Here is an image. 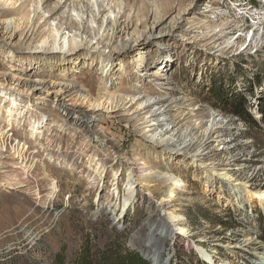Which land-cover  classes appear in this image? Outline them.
<instances>
[{"label":"rangeland","instance_id":"374dc122","mask_svg":"<svg viewBox=\"0 0 264 264\" xmlns=\"http://www.w3.org/2000/svg\"><path fill=\"white\" fill-rule=\"evenodd\" d=\"M31 1L22 16L32 15L41 2L37 21L44 32L52 21L71 13L84 27L91 26L95 10L106 4V0ZM20 3L0 0V21L13 18L1 14L16 12ZM112 6L138 30L130 31L137 39L133 48L120 42L118 48L101 49L100 55L77 50L75 57L34 46L27 50L17 42L0 40V123L4 128L0 182L12 185L0 187V264H56L59 253L64 264H70L84 238L100 249L117 240L154 264H252L255 247L264 246V234L239 225L232 210H238L239 204L237 208L233 200L243 192L244 202L258 212L261 206L264 212L254 196L261 194L232 185L229 180L236 178V172L229 168L225 169L229 180L218 174L224 169V147L231 148V143L237 149L230 168L240 170L243 164L250 170L264 164V128L247 126L243 131L244 126L214 107L207 89L219 87L225 101L249 94L253 102L247 108L261 106L264 0H114ZM208 6L219 11L210 12ZM186 12L193 25L177 22ZM256 16L263 22L257 34ZM154 20L164 21V29L149 30ZM224 24L228 25L225 30ZM37 36L46 37L40 32ZM230 37H240L246 44L227 48L224 42ZM58 61L61 64L54 63ZM157 72L162 76H151ZM20 78H28L32 85L14 86ZM65 78L94 101H117L134 94L156 98L166 113L155 128L167 131L174 145L155 146L141 139L123 118L92 111L79 101L75 104L79 112L73 113L69 99L54 101L49 92L33 86ZM212 118L216 132L208 139ZM198 150L200 156L191 158ZM203 150H213V158H205ZM15 151L24 154L28 170L20 168L24 164ZM246 156L256 157L247 164L242 160ZM130 172L140 181L124 205V184ZM158 173L172 174L185 183L177 200L170 198ZM227 187L238 192L226 193ZM256 188L261 191L264 186ZM170 214L180 221L177 226L169 221ZM232 217L238 221L235 227ZM242 240L253 244L241 250L236 245Z\"/></svg>","mask_w":264,"mask_h":264},{"label":"bare ground","instance_id":"6f19581e","mask_svg":"<svg viewBox=\"0 0 264 264\" xmlns=\"http://www.w3.org/2000/svg\"><path fill=\"white\" fill-rule=\"evenodd\" d=\"M113 1L114 0H111L110 4L108 3L109 0H106L105 5L98 7L95 10L91 26L84 27L82 24V20H78L77 16L72 15L71 13L68 14V17H66V19H59L55 23L54 21H52V24L45 30L46 32H44L40 31V25L37 21V12L41 10L42 3L39 2L38 4H36V7L32 11V15L29 14L27 17H23V12L28 6H32V1L20 0L21 3L16 12L5 11L1 14V16L12 15L14 17L6 21H0V40L6 44H12L14 42H17L20 47H24L27 50L31 49V46H34L37 47L34 49H39L44 52H59L63 53L62 55L69 54L73 56L77 55L79 50H85L86 52L100 55L101 49H112L116 46L118 48L120 42V46H129L133 48L134 46H136L137 39L135 40L133 38L132 34H130V31L138 30L133 27L132 23L128 19V16H125L123 14L124 12L115 11L114 7L112 6ZM208 8V11L210 12L218 10L216 7L208 6ZM188 14L189 13L186 12L179 18L177 17V22H183L185 25H193L195 21L190 20ZM163 22L164 21L162 20H154L150 23L148 29L152 32L164 29ZM253 22V29H255L254 32H256L257 34V32L259 33L262 29L263 22L261 21L259 16L254 17ZM73 24L77 26L76 31H73ZM226 26L228 25L224 24V30ZM88 31L90 33L89 35ZM92 31H94V35H91ZM37 32L42 33V36L46 37L39 38L37 36ZM240 32L245 31L240 30ZM138 33L143 34L142 31H139ZM240 37H230V39H227L224 42L225 47L234 48L237 45L240 46V44L243 43L240 41ZM245 44L246 42L243 43V45ZM54 63L61 64L59 61ZM151 76L158 77L162 75L161 73L157 72L156 75L151 74ZM15 81L16 83L15 85H13L17 87L28 88V86L32 85L28 78H24V80H21L20 78L16 79ZM154 81L155 80H153V82ZM33 86L35 88H40L49 92L54 101L67 102L69 99L72 103L71 110L73 113L79 112V110L75 107L76 102L79 101L81 104H86L87 106H89L91 108L90 110L92 111L101 110L106 114L115 115V117L117 116V118H123V122L127 126L132 125L133 129L141 139L155 146L168 148L172 147V144L174 143V139L171 135L168 134L167 131H158L155 128V122H157L158 119L166 113V110L162 108L163 103L155 100L156 98L152 99L148 97L150 98L148 99L145 96H137L134 94L132 96L120 98L117 101H112L108 99H105L104 101H94L87 94H84L77 90L76 86L70 81L68 82L66 78L57 79L55 81H41L38 85ZM141 100H143V102ZM215 124L216 120L212 118L207 127L208 139H210V135L212 133L214 134L216 132L215 129H212ZM3 129V125L0 123V147H2L4 143ZM8 130L9 129L6 128V131ZM210 142H212V140ZM222 145H224V142ZM24 149L27 150L28 148L24 146ZM178 149L180 150V148ZM182 149L186 150V147L184 146L182 147ZM202 153H204L203 155L205 156V158L211 159V157L213 158L214 156L213 150H203ZM200 154L201 150L195 151L193 155H191V158H198ZM14 155L17 160H21L22 164H24L20 168H23L25 170H28L30 168L26 165L28 161H26V159H23L24 154L15 151ZM218 165L220 166V162ZM0 169H2L1 163ZM220 171L221 172L218 174L219 178L224 180V178L229 176L227 172H224L223 168ZM157 175L161 184L169 192L168 194H170V198L173 200H177L176 195L179 194V191L185 187V183H183L181 180L175 178L172 174L169 173H158ZM139 181L140 176H136V174H134L133 172L127 174V178L124 184V193L126 194L127 198H125L123 201L124 205L129 203L130 198H132L133 194L136 191V186L138 185ZM0 187L11 188L12 185L8 182H0ZM57 191L58 190L55 189L53 185L52 193H55ZM254 196L264 206V196L257 194H255ZM168 219L172 222V226H177V224H179L180 222L176 219V217H173L171 214L169 215ZM183 233L187 234V231L183 230ZM251 244H253L251 240H242L237 243L236 247L241 250H246L251 246ZM252 255L258 256L259 258H261L260 260H264V248H262V251L258 253H252Z\"/></svg>","mask_w":264,"mask_h":264},{"label":"built area","instance_id":"2783aa9c","mask_svg":"<svg viewBox=\"0 0 264 264\" xmlns=\"http://www.w3.org/2000/svg\"><path fill=\"white\" fill-rule=\"evenodd\" d=\"M237 94H240V93L237 92ZM248 95H246V96H241L240 95V96L242 98H244L246 100V102H247L246 103V110H247V112L249 114V117L252 120V124H254V128H251L252 125H250V123L244 122V121L240 120L239 118H237L234 115H231V114H228V113L224 112V116L231 117L234 121L238 122L239 125L244 126L243 131L247 130L245 128L247 126L250 129L264 128V122H263V118H262V113L260 111V107L261 106L255 107L253 109L251 108L252 110H249L247 108V105L253 102V97L251 95H249V96ZM263 96L264 95H262V99H263ZM225 123H228V122L225 121V117H224V126H225ZM224 139H227V141H229L228 139H230V138H228V137L225 138L224 137ZM230 145H231V148H230V146L224 147V150H226V153H227V151H229V155H227L226 153L224 154V156H225L224 157V159H225L224 160V172H225V169L229 168V169H231V170L236 172L235 175H234V176H236V178H230L232 180H229L228 178H224V179H227V180L231 181L230 183H233L232 185H235L238 188H241V189L243 188V190L246 189V190L251 191L253 193L258 192V193H260L261 195L264 196V188L261 189V191H259V189L256 188V186H259L260 184L262 186H264V177L262 176V173L264 174V164L259 165V166L255 167V168H252V169L250 168V170H248L247 168L244 169L245 166L243 164L241 165L240 170H235L234 168H230L229 162L235 158V156L233 154L235 152L234 150L237 149L236 146L234 148L232 147V143ZM242 155H240V158L243 157ZM256 156H257V154H256ZM256 156H246V159H242V160L245 163L248 164V163L252 162L251 158L252 157L255 158ZM242 160H240V161H242ZM244 170H246V171H244ZM244 172H247L246 178L243 176ZM252 174H254V176L249 180V177ZM240 176H242L245 179H239ZM239 180H243V181L240 182ZM238 183H241V184L245 185V187H242V186L238 185ZM230 191H234L235 194L238 192L237 188H235V187L234 188L233 187H231V188L227 187L224 192L227 193V192H230ZM229 196H230L231 199H233L234 194L232 196L231 195H229ZM244 197H245V195L243 194V192H242V196L237 195L236 198L234 196L233 203H234V205L236 207H237V204H239V208L237 207L238 210L235 211V209H232L231 206L230 207L236 213L237 220L239 221V225L241 227L244 228V227H246L245 225H247V227H254L256 229V231L257 230L259 231L258 235L260 236L261 234H263L262 231H261V226L264 223L263 207H261V206L257 207V208H259V210H261L259 212L257 210H253V208L250 207L249 203L244 202V199H243ZM229 203H231V201ZM257 203H258V201H257ZM232 219H233V221L236 220V219H234V217H232ZM237 220L234 222V224L236 226L238 225V221ZM262 248H264V246L261 247L260 250L255 247L254 251L256 253H258L259 251H262ZM224 250H226V249H224ZM254 259H255V262H253L252 264H264V260H260L261 258H259L258 256H254ZM228 263H229L228 261H224V264H228Z\"/></svg>","mask_w":264,"mask_h":264},{"label":"trees","instance_id":"16d2710c","mask_svg":"<svg viewBox=\"0 0 264 264\" xmlns=\"http://www.w3.org/2000/svg\"><path fill=\"white\" fill-rule=\"evenodd\" d=\"M211 93L212 102L215 108H219L223 112H227L236 116L244 122L250 123L251 128H254L252 120L246 110V100L240 95L229 96L227 101L226 96L219 87L210 86L207 89ZM260 111L264 122V96L261 102ZM235 227V224H232ZM228 227V226H227ZM232 229L233 227L230 226ZM261 231L264 234V223L261 226ZM56 264H64L62 253L56 255ZM70 264H154L153 261L147 259L141 252L134 249H126L117 240L111 241L103 249L97 248L89 243L86 238L83 239L79 246L78 254Z\"/></svg>","mask_w":264,"mask_h":264}]
</instances>
